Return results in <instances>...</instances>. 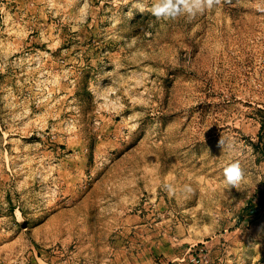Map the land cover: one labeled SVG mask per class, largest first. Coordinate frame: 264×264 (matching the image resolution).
<instances>
[{
    "label": "rangeland",
    "instance_id": "rangeland-1",
    "mask_svg": "<svg viewBox=\"0 0 264 264\" xmlns=\"http://www.w3.org/2000/svg\"><path fill=\"white\" fill-rule=\"evenodd\" d=\"M155 2L0 0V264H264V0Z\"/></svg>",
    "mask_w": 264,
    "mask_h": 264
},
{
    "label": "clouds",
    "instance_id": "clouds-1",
    "mask_svg": "<svg viewBox=\"0 0 264 264\" xmlns=\"http://www.w3.org/2000/svg\"><path fill=\"white\" fill-rule=\"evenodd\" d=\"M220 0H156L151 8L152 15L157 20L177 19L180 16L193 18L198 12H203L205 8L211 9ZM141 10L143 8L141 7ZM222 145V141L220 142ZM225 184L239 188L244 179V172L238 162H232L224 169Z\"/></svg>",
    "mask_w": 264,
    "mask_h": 264
},
{
    "label": "trees",
    "instance_id": "trees-1",
    "mask_svg": "<svg viewBox=\"0 0 264 264\" xmlns=\"http://www.w3.org/2000/svg\"><path fill=\"white\" fill-rule=\"evenodd\" d=\"M247 215L255 216L259 213V206L256 203H253V200H251L248 205L245 207Z\"/></svg>",
    "mask_w": 264,
    "mask_h": 264
},
{
    "label": "crops",
    "instance_id": "crops-1",
    "mask_svg": "<svg viewBox=\"0 0 264 264\" xmlns=\"http://www.w3.org/2000/svg\"><path fill=\"white\" fill-rule=\"evenodd\" d=\"M50 257H53V256H51V255L47 256V257H46V261L43 260V259H42V260L40 259L41 262H42V264H49L47 261L49 260Z\"/></svg>",
    "mask_w": 264,
    "mask_h": 264
}]
</instances>
